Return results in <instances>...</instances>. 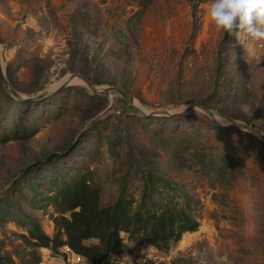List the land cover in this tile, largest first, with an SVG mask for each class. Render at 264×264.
<instances>
[{"label":"rangeland","instance_id":"374dc122","mask_svg":"<svg viewBox=\"0 0 264 264\" xmlns=\"http://www.w3.org/2000/svg\"><path fill=\"white\" fill-rule=\"evenodd\" d=\"M210 2L0 0V111L9 96L17 98L1 69L23 98L56 95L46 101L49 117H34L35 136L0 143V196L26 168L90 148L104 202L117 198L132 162L197 200L198 230L159 249L160 264H264V147L245 156V174L219 183L183 166L169 151L168 135L139 120L168 110L221 125L242 122L264 134V47L247 42L245 48L237 36H226L211 21ZM75 73L99 93L110 86L126 90L134 103L115 91L94 101L85 81L69 79ZM94 127L98 133L89 139ZM22 206L54 234L45 209ZM23 233L14 221L0 222V255L10 264H52L44 260L45 248H34Z\"/></svg>","mask_w":264,"mask_h":264},{"label":"trees","instance_id":"16d2710c","mask_svg":"<svg viewBox=\"0 0 264 264\" xmlns=\"http://www.w3.org/2000/svg\"><path fill=\"white\" fill-rule=\"evenodd\" d=\"M52 95L32 100L9 96L6 110L0 111V143L35 136L38 121L49 117L44 110L46 101L52 102L49 99L56 96ZM90 96L94 101L103 99ZM35 116L39 120L35 121ZM146 119L168 135L169 151L183 166L219 183L245 174L241 167L245 156L255 146L264 147L260 138L245 129L188 114L139 116L141 121ZM95 128L86 133L89 139L96 137ZM71 151L56 153L54 158L26 168L0 196V222L11 220L25 228L27 234L21 237L34 248L57 254L60 247L69 245L91 264H111V255L127 252L130 242L140 244L139 254L144 250L166 251L184 233L198 230V202L188 191L132 162L121 177L117 198L104 202L91 165L95 152L90 148L78 154ZM39 167L43 169L37 171ZM23 204L45 209L54 222V234H47L42 224L25 212ZM0 264L10 262L0 255Z\"/></svg>","mask_w":264,"mask_h":264},{"label":"clouds","instance_id":"9594fccd","mask_svg":"<svg viewBox=\"0 0 264 264\" xmlns=\"http://www.w3.org/2000/svg\"><path fill=\"white\" fill-rule=\"evenodd\" d=\"M208 14L214 25L247 42L264 41V0H211Z\"/></svg>","mask_w":264,"mask_h":264},{"label":"built area","instance_id":"2783aa9c","mask_svg":"<svg viewBox=\"0 0 264 264\" xmlns=\"http://www.w3.org/2000/svg\"><path fill=\"white\" fill-rule=\"evenodd\" d=\"M260 47H264V41L259 42ZM43 252L45 261L57 262L56 264H91V262L82 254L77 253L69 245H64L59 248L57 254L45 249ZM163 257L159 251H144L141 252L135 260L130 259L127 252L121 255H111V264H160Z\"/></svg>","mask_w":264,"mask_h":264},{"label":"water","instance_id":"95a60500","mask_svg":"<svg viewBox=\"0 0 264 264\" xmlns=\"http://www.w3.org/2000/svg\"><path fill=\"white\" fill-rule=\"evenodd\" d=\"M1 76H2V79H3V82L4 84L11 90L12 94L17 97L18 99H29V100H32V99H40V98H43L45 96H47V94H39V95H36V96H32V97H29V98H23L21 96V94L11 85V83L4 77L3 75V70L1 69ZM75 77H79L80 79H82L83 81H85L89 88L95 93V94H103L105 92H111V91H115V92H118L119 94H121L126 100H128L131 104L134 103V97L129 93L127 92L126 90L122 89V88H119V87H116V86H110L106 89H104L101 93L97 92L95 86L93 85L92 82H90L86 77L80 75V74H72L71 77L69 78L70 80L74 79ZM66 84H63V86H61V88L65 87ZM60 88V89H61ZM203 110H205L210 116H214L213 113L208 110L207 108L203 107V106H200ZM191 110V107H188L186 110L182 111V113H187ZM143 113V112H142ZM145 114V113H144ZM154 115V114H161V115H173L174 113H171L170 111L168 110H165V111H158V112H151L149 113V115ZM231 126H235V127H240L242 129H245L249 132H251L252 134L256 135L258 138H260L261 140L264 141V134L253 129L251 126L245 124V123H242V122H234V123H231L230 124Z\"/></svg>","mask_w":264,"mask_h":264},{"label":"crops","instance_id":"0c3cea01","mask_svg":"<svg viewBox=\"0 0 264 264\" xmlns=\"http://www.w3.org/2000/svg\"><path fill=\"white\" fill-rule=\"evenodd\" d=\"M151 248L155 249L154 246ZM141 246L137 242H130L128 245L127 253L130 256V259L135 260V258L139 255Z\"/></svg>","mask_w":264,"mask_h":264}]
</instances>
